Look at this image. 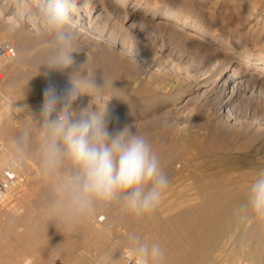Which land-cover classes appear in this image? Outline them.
Wrapping results in <instances>:
<instances>
[{"label": "rangeland", "instance_id": "rangeland-1", "mask_svg": "<svg viewBox=\"0 0 264 264\" xmlns=\"http://www.w3.org/2000/svg\"><path fill=\"white\" fill-rule=\"evenodd\" d=\"M107 1L108 4L112 2V0ZM126 4L129 8L135 6V9L157 6L161 11H173L182 18L194 22L209 35H215L218 40L210 39L195 29L185 30L174 20L151 18L140 11H136L131 20L125 23L119 15L108 13L105 15L107 22H104L105 19L103 22H93L94 19H89L95 36H85L87 38V40L84 38L85 42L81 39L83 37L78 34V27L74 28L75 52L72 53L74 65L64 72H49L46 76L49 80H44L41 92L31 94L28 90L20 89L23 91L17 93L11 89L13 93L11 91L0 93V128L9 127V133H5L4 130L2 134L0 133V170L5 176V181H2L5 184L2 195L4 193L5 195L0 197L1 259L10 258L13 255L15 247L19 244L17 238L23 233L31 234V238L26 241L30 247L46 243L45 239L36 238L33 236L34 232L30 231L39 219H48L50 215L48 204L62 176L44 175L36 160L32 158L16 165L10 163L13 155L10 145L11 138L25 125H31L35 131V119L39 115L46 83L51 81L58 89L68 87L70 74L74 71L78 72L73 74V79L83 76L96 80L97 83H104L102 99H94L92 103L98 104L101 108L108 104L107 116L110 120V127L117 122L120 125L132 124L141 135L148 138L153 151L157 154L159 149L169 150L173 139L176 136L181 137L186 130L184 125L176 124L175 118L167 113L168 108L160 106L161 98L159 97H164V94L160 93L163 87L169 83L174 84V81H180L178 86L182 88L188 83H194L201 73L206 68H210L215 59L220 57L224 60L225 65L230 62V68H234L233 66L236 65L245 67L244 61H238L239 54L251 53L254 58H264V0H128ZM137 4L139 5L136 6ZM0 5V11L10 13L6 17L14 16L13 0H0ZM16 20V31L10 33V37L7 35L8 31L5 29L4 22L0 20V33L2 36L8 37L6 40L0 39V43L12 44V39L15 45L23 39L26 44V50L22 52L14 46L16 54L19 56L17 55L16 62L10 69L5 67V79L15 80L16 78L17 80L20 78L30 81L48 71L41 65L39 57L42 52L50 50L51 37L36 27L38 33H34L32 36L31 33L24 32L25 21L18 17ZM172 24L178 25L179 28ZM105 26L106 28H104ZM4 33L7 36L3 35ZM102 33L104 34L102 35ZM196 35L205 39L206 44L195 37ZM108 37L112 42L105 41V38ZM85 44L87 46L89 44L90 48L92 47L91 50L85 49ZM250 62L256 63L255 60ZM80 65L82 66L79 68ZM93 67L94 69H92ZM249 68H254V66L251 65ZM7 70H11V72L7 73ZM253 71L256 76L264 75L260 69ZM135 74L140 82L131 79ZM177 78L178 80H176ZM144 83L148 84L147 89L143 88ZM246 95L249 94L241 97L240 108L242 111L247 107V104L246 106L242 104L252 98ZM89 99L87 96L81 97L77 101V105L87 106ZM210 102V100L207 101V105L205 104L201 109L192 106L191 115L192 112L194 116L197 115L200 110L205 115L215 118L216 107ZM221 124L223 125L222 122ZM175 128L178 130V135L175 134L177 132H175ZM68 167L70 166L65 165V170ZM185 168L181 160L175 159L165 172L169 179V185L163 191L161 202L157 208H160L166 220H171L177 213L185 209L193 193L192 185L195 179L188 175L189 173L186 171L189 172V169ZM183 169L186 170H184L185 174L182 172L183 176H179L178 173H181L180 170L183 171ZM262 169L257 168V170ZM126 214L127 212L121 209L118 204H113L103 208L94 217L82 220L97 224L111 244L118 245L121 250L123 249L121 260L117 264H135L129 251V238L135 232H140L144 240L151 244H158L157 241H160L161 238L157 232L153 233L133 227L130 222L124 219L123 215ZM51 218L50 223L60 224L61 230H64L62 232L66 233L69 238V263L74 262L76 255L77 257H79L78 255L83 256L88 261L90 259L93 262L94 258L97 261L98 258L95 256L97 249L91 244V240L83 239V235H78L77 231L71 233L69 227H65L53 217ZM80 238L84 240L81 241L83 244L85 243L84 245L79 243ZM85 245H87V249L84 247ZM88 248H90V253L86 251L89 250ZM51 250H47L50 251V257H47L49 262L69 264L56 255L54 250L52 252ZM47 251L42 254H46ZM42 254L38 253V255L32 256V254L20 253L17 255L15 253L11 260L6 263L0 262V264H25L28 256H31L35 261ZM247 261L242 259L239 264H253Z\"/></svg>", "mask_w": 264, "mask_h": 264}, {"label": "bare ground", "instance_id": "bare-ground-1", "mask_svg": "<svg viewBox=\"0 0 264 264\" xmlns=\"http://www.w3.org/2000/svg\"><path fill=\"white\" fill-rule=\"evenodd\" d=\"M127 1L112 0L108 4L107 0H77V10L73 13L72 20L75 27H78L79 36L83 37L81 39L85 42L87 40L85 36L94 35L89 19H94L93 22H103L105 15L112 13L119 15L125 23L131 20L136 11H140L151 18L174 20L175 23L182 25L181 27L185 30L195 29L210 39L218 40L215 35H209L197 24L182 18L173 11H161L157 6L129 8L126 4ZM2 11H0V20L5 25L12 22L13 17H6L10 13ZM104 22L107 20L105 19ZM103 24L105 25V23ZM172 25L178 27L176 24ZM35 27V25H29L25 22L24 32H29L34 36V33H38ZM182 28L180 29L183 30ZM7 35L9 36L10 33L8 32ZM195 37L206 44L205 39L197 35ZM2 38L6 40L8 37H4L0 33V39ZM105 41L112 42L109 37L105 38ZM11 42L13 44L12 39ZM113 43L115 44V42ZM204 44L202 45L204 46ZM13 46L20 52L26 50L23 39ZM84 47L88 50L92 48L89 44L88 46L85 44ZM122 49L124 50V47ZM127 52L132 53L131 51ZM47 53L48 51L42 52L39 57L42 66H44ZM253 56L251 53L239 54L238 61H244L245 67L236 65L233 66L234 68H230V62L225 65L221 57L217 58L211 67L208 66L210 68L205 67L206 70L194 83H188L182 88L178 86L180 81H174V84H167L160 92L164 94V97H159L161 98L160 106L168 108L167 113L175 118L176 124L184 125L186 130L183 131L181 137L176 136L173 139L169 150H166L165 146V150H157V156L164 173L172 165L173 160L179 159L184 163L185 169L188 168L189 172L183 169L178 174L180 176L182 172L185 174L186 171L191 178L195 179L192 185L193 193L185 209L177 213L171 220H166L163 217L160 208L140 217L129 213L123 217L135 228L139 227L160 234V241L157 242L165 252L163 264H239L242 259L253 264H264V220L257 218L254 213H248L247 219L242 220L237 214L239 206L247 200L250 185L258 173L264 171V75L256 76V70L253 71L260 69L264 72V58H254ZM15 59L6 65V69L12 67L16 62ZM251 60H255L256 63H251ZM249 64L250 66L253 65L254 68L250 69ZM10 72L11 70H7V73ZM137 77L135 74L131 79L140 82ZM18 79L20 78L17 80L15 78L16 81L5 79L0 86V93L3 94V92H10L11 89H14L17 93L28 90L31 94H37L43 89L44 80H49L45 75H39L30 81ZM100 81L102 82V80ZM143 88L147 89L148 84L144 83ZM245 94H249L248 96L252 98L247 103L242 102V105L246 106L247 104L246 110L242 111L240 108L241 97ZM209 100L216 107L215 118L205 115L200 110L197 115L194 116L193 112L191 115L192 106L201 109ZM3 130L5 133H9V127L0 128L1 134ZM174 130L177 131L175 134L178 135L177 128ZM257 168L263 169L257 170ZM4 195L5 193L2 196L4 197ZM49 216L47 220L39 219L30 231L34 232L33 236L36 238L45 239L46 243L30 247L26 241L31 238V234L23 233L17 238L19 244L15 247L13 255L25 253L33 256L52 249L56 255L69 263V238L66 233L62 232L64 230H61L60 224L50 223L52 216ZM69 228L71 233L77 231L78 235H83V239L91 240V244L97 249L95 256L98 258L97 261L94 258L92 262L83 256L73 255L75 257L74 262L70 263L106 264L110 261L111 264H117L121 260L123 249L121 250L118 245L111 244L104 231L99 229L97 224L79 221ZM132 236H138L142 241L147 242L138 231ZM82 238L79 239V243L84 241ZM84 247L86 248L87 245ZM88 249L86 251L90 253V248ZM47 252L39 258H35V261L31 256H28L25 264H50L51 262L47 258L50 257V251ZM12 256L0 258V262L6 263L13 258ZM25 259L26 255L24 261Z\"/></svg>", "mask_w": 264, "mask_h": 264}, {"label": "clouds", "instance_id": "clouds-1", "mask_svg": "<svg viewBox=\"0 0 264 264\" xmlns=\"http://www.w3.org/2000/svg\"><path fill=\"white\" fill-rule=\"evenodd\" d=\"M13 5L15 14L5 25L6 31H16L18 17L51 37L44 75L72 67V15L77 0H13ZM77 72L70 74L68 87L58 89L50 81L44 88L35 131L25 125L11 138L10 163L32 158L44 175L62 176L48 209L65 227L92 218L113 204L137 217L154 212L169 185L159 157L132 124L117 122L110 127L108 104L101 108L92 103L102 99L105 84L83 76L73 79ZM84 96L90 98L89 103L80 107L77 101ZM65 165L70 167L65 170ZM248 213L264 220V171L258 173L246 202L237 209L242 220ZM129 251L135 264H163L165 258L159 244H149L138 236L130 237Z\"/></svg>", "mask_w": 264, "mask_h": 264}, {"label": "built area", "instance_id": "built-area-1", "mask_svg": "<svg viewBox=\"0 0 264 264\" xmlns=\"http://www.w3.org/2000/svg\"><path fill=\"white\" fill-rule=\"evenodd\" d=\"M16 49L10 43H0V86L5 81V67L6 65L16 58ZM4 173L0 170V197L3 193L5 184L2 181H5Z\"/></svg>", "mask_w": 264, "mask_h": 264}]
</instances>
